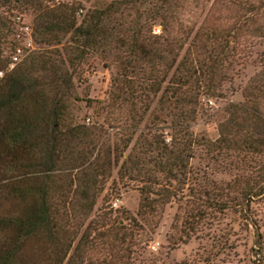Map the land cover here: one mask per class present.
<instances>
[{"label": "trees", "instance_id": "16d2710c", "mask_svg": "<svg viewBox=\"0 0 264 264\" xmlns=\"http://www.w3.org/2000/svg\"><path fill=\"white\" fill-rule=\"evenodd\" d=\"M82 1L0 0V43L10 16L29 12L40 46L9 70L0 50V264H130L183 190L192 197L177 227L184 237L204 206L233 202L259 257L249 205L264 167L259 181L234 179L236 196L223 200L188 182L200 100L220 95L248 40L264 41V0ZM90 59L110 76L94 108L100 122L86 123L74 114L73 78ZM242 94L208 148L264 153V73ZM129 185L135 215L107 208L105 196Z\"/></svg>", "mask_w": 264, "mask_h": 264}, {"label": "rangeland", "instance_id": "374dc122", "mask_svg": "<svg viewBox=\"0 0 264 264\" xmlns=\"http://www.w3.org/2000/svg\"><path fill=\"white\" fill-rule=\"evenodd\" d=\"M93 1L83 0L82 5L87 8ZM2 12L5 11L2 10ZM16 18L30 24L32 20L29 12L10 16L11 32L0 43L1 54L6 61L13 42L12 34ZM157 30L158 28H154V32ZM39 47L35 42L33 51ZM263 73L264 41L257 38L250 39L246 42V49L235 63L230 79L221 86L220 95L213 99L200 100L196 119L190 127L198 140L197 145L193 147L192 158L189 160L191 176L188 185L191 189L218 190L223 200L224 195L228 198L236 196L233 191L228 190L227 186L231 185L234 179L239 178L242 182L247 179L260 180L258 176L264 167V153L218 150L216 147L208 148L207 146L214 144L217 139L218 124L227 118L230 106L246 102L242 90L252 78H258ZM109 76L110 70L105 68L98 59H90L87 64L79 66L73 78L77 96L74 114L79 120L86 123L100 122L94 108L106 100ZM115 172L116 169H113L111 178L115 179ZM258 184L259 195L251 200L249 210L259 226L261 235L262 253L259 257L254 255L251 249L252 229L246 226L239 214L238 206L233 205V202L231 205L228 201V207L221 210L201 207L203 216L195 223L192 233H187L184 237L177 227L180 217L191 206L192 197L187 190H183L177 199L171 200L164 206L158 217L157 226L150 235L151 240L142 242L133 249L129 259L130 264H264V182L259 181ZM103 195V193L100 195L92 214L102 202ZM105 197H107L105 202L107 208L123 209L135 215L139 195L134 186L119 187L116 193ZM116 200L117 205H112ZM174 224L177 226L172 228ZM168 236L171 238L169 242L166 240Z\"/></svg>", "mask_w": 264, "mask_h": 264}, {"label": "built area", "instance_id": "2783aa9c", "mask_svg": "<svg viewBox=\"0 0 264 264\" xmlns=\"http://www.w3.org/2000/svg\"><path fill=\"white\" fill-rule=\"evenodd\" d=\"M58 1V0H55ZM15 28L13 31V42L7 54V69L13 68L17 63L22 61L28 54L35 49V41L32 37V29L30 23L16 18L14 21ZM2 71L0 70V76ZM117 200L112 203L116 206Z\"/></svg>", "mask_w": 264, "mask_h": 264}]
</instances>
